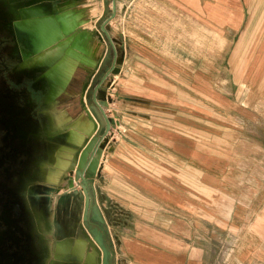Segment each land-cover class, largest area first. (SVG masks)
I'll list each match as a JSON object with an SVG mask.
<instances>
[{
	"label": "crops",
	"instance_id": "obj_1",
	"mask_svg": "<svg viewBox=\"0 0 264 264\" xmlns=\"http://www.w3.org/2000/svg\"><path fill=\"white\" fill-rule=\"evenodd\" d=\"M33 14L55 17L50 28L61 30L55 40L37 48L39 54L59 45L56 58L39 62L47 68L41 76L50 83L45 107L55 89L49 72L57 62L66 61L70 49L75 51L55 93V105L72 117L53 131L67 130L63 140L68 141L57 143L52 159L61 167L62 160L76 148H83L80 163L88 153L83 166V190L88 192L84 203L96 211L90 223L98 222L108 264H117L116 260L119 264H264V229L255 232L259 249L212 250L219 244L220 233L228 241L240 226L231 213L234 198L231 203L229 198L222 199L226 214L217 207L220 194L234 192L223 185L234 176L230 165L235 158L248 163L249 170L258 167V177L264 179V112L250 111L249 104L241 126L235 121L232 126H206L211 143L220 144L217 152L203 144V131L197 127L203 124L197 120H203L204 114L219 113L207 112L201 105L189 107L195 116L189 124L195 125L191 130L184 117L178 122L165 118L172 111L187 114V84L197 89L203 77L196 69L188 77V67L201 63L196 54L188 60L186 52L197 49L202 35H217L219 21L228 27L242 23L243 32L249 29L243 47L251 50L258 45L257 58L250 65L264 72V0H37ZM106 65L111 71L101 74ZM107 77H111L110 82ZM260 83L264 84V78ZM156 102L163 106L152 105ZM101 110L112 120L106 133ZM81 115L92 126L95 122L99 125L91 136L93 127L85 131L73 123ZM110 130L118 137L108 142ZM241 134L243 155H237L235 138ZM98 139L103 147L97 156ZM53 168L45 170V178L56 181L58 169ZM187 178L194 179L195 189L205 190L211 200L200 197V201L188 202ZM250 206L251 199L243 205L242 223ZM112 240L118 251L115 257Z\"/></svg>",
	"mask_w": 264,
	"mask_h": 264
},
{
	"label": "rangeland",
	"instance_id": "obj_2",
	"mask_svg": "<svg viewBox=\"0 0 264 264\" xmlns=\"http://www.w3.org/2000/svg\"><path fill=\"white\" fill-rule=\"evenodd\" d=\"M35 1L37 0H9L14 22L17 23L18 34L21 36L25 45L28 46V53L31 52V54L26 55L21 66L26 69L41 70L39 71V75L41 76L46 72L47 68L41 66L39 62L56 58V51L59 45L39 54H36L39 50L37 48H42L43 45L55 40L61 34V30L59 27L55 29L50 28L51 23L56 22L55 17H41L33 14ZM107 21L109 25V19ZM219 23L217 35H202V42L197 43V49L186 52L188 60L190 59V55L196 54L199 63H201V66L195 68L188 67V77L192 73L194 74V69L201 72L203 77V82L197 84V89L194 88V84L189 82L187 84L188 97L185 101L188 106L187 114L182 116L173 114L174 111H172L170 116L165 115V118L170 117L171 121L176 122L180 120V117L181 120L182 117L186 118L184 121L188 124V130H191L192 126H195L189 125L193 124L195 120L192 109L189 107H200L201 105L202 107L200 108H203L207 112H217L224 116L222 117L214 113L213 115L204 114L201 116L203 120H197L203 124L202 127L197 126L199 130L201 129L203 131V137L200 136V138H203V144L208 147L211 146L210 148L214 149L215 152L218 151L220 144L211 143L210 128L206 126H209L211 123H228L232 126L234 125V121L235 123H240L241 126V123H243V113L249 108V104L252 109L250 111H255L256 113L264 112V84L260 83V80L264 78V72H262V69L258 72L259 69L257 67L250 65L257 58L258 45L256 47L253 46L251 50H246L243 47L249 37L247 33L249 29L243 32V26L241 27L242 23L239 27L238 25L236 27H228L227 25H221L222 22L220 21ZM109 36L112 39L114 38L113 35ZM73 55H75V51L70 49L66 56V61L57 62L49 72L54 79V96L49 98V104L43 109V112L48 116L52 130L64 125L72 117L69 114H65L55 105V93L61 88L60 81L66 77L65 73L70 69ZM107 65L101 74H104L106 71H108V74L111 71V68L109 69ZM112 73L114 74L115 71ZM252 75H257V77L254 79ZM107 78V81L110 82L111 77ZM210 80L212 83H210ZM190 86H193L194 89H191ZM175 93L177 96V92ZM194 101L199 102V104L197 103V105ZM259 102L262 104H259ZM152 105L156 107L163 106L159 102L153 103ZM73 123L85 131L93 127L92 122L83 115L77 117ZM235 126L237 125L235 124ZM225 128L227 130L228 127L226 126ZM238 128L240 127H236V129ZM202 131H199V134H202ZM66 132L67 130L58 133L60 139L63 140ZM221 133L227 135L228 131L227 133L221 131ZM221 133L219 137H221ZM188 134L194 135V133L189 131ZM103 136L106 135L103 134ZM117 137L118 134L113 130H110L107 134L108 142L115 140ZM100 142L102 140L98 139V146ZM48 143L50 152L46 161L47 167L43 168L40 166L33 181L32 191H30L31 200L36 206L38 221L41 226L40 235H42L44 242L45 255L43 264H108L110 260L109 254L106 249L104 236L102 234L100 236L98 225H96L98 222L93 221L94 223H90L92 221L91 217L96 214V211L94 207L91 208L88 204L85 205L84 203V198H86L85 196L88 192H84L83 190V182L80 178L79 171L84 166L88 158V153L83 163L78 162L80 158L79 154L83 150L80 146L67 155V158L62 160L63 166L58 167L53 162L52 154L59 146V142L48 140ZM243 144V136L241 134L239 138H235V154L243 155ZM101 145L95 148L96 151L94 153L96 155ZM236 158L235 163L230 165V170L234 176L233 178H228V183L223 185L229 191L234 190V192L233 194H229V196L220 194L217 200V207L220 208L221 212L226 214V211H223L222 206L224 205L221 201L223 198H229L228 201L231 203V200L234 198L236 202L231 213L236 225L239 224L240 226L236 230L234 238H229L228 241L224 233L219 234L220 241L218 246H212V250H217L219 253L227 250L230 251L232 248L238 251L259 249L258 234L255 232L261 233L264 229L262 226L264 225V179L261 180L258 177V167L249 170L248 163L242 162L240 157L239 159ZM66 160L67 162H65ZM53 166V169H58V179L56 181L45 178V170ZM83 175L85 177L86 174L83 173ZM69 179L74 180L76 192L71 188H67ZM186 185L188 202L200 201V197H202V201L211 200L205 190L202 191V194L201 190L195 189L196 184L194 179L187 178ZM253 188H257L258 190L253 191ZM254 192L256 193L254 194ZM250 199V210L247 208L245 212L246 220L242 223L243 205L249 203ZM68 217L71 218L70 220L73 226L70 230L71 236H65L63 233L68 230ZM83 231L98 246L100 250V262L96 260L98 252L85 238ZM112 244L110 245L113 251L112 255L113 257L118 256V251H116L117 246H115L116 243L113 240ZM224 258L222 261L225 262L226 260ZM116 262L119 264L120 260H116Z\"/></svg>",
	"mask_w": 264,
	"mask_h": 264
},
{
	"label": "flooded vegetation",
	"instance_id": "obj_3",
	"mask_svg": "<svg viewBox=\"0 0 264 264\" xmlns=\"http://www.w3.org/2000/svg\"><path fill=\"white\" fill-rule=\"evenodd\" d=\"M11 9L9 0H0V264H43L44 242L28 178L37 171L39 142L50 137L33 122L47 120L41 110L49 93L39 86L38 70L21 66L31 52ZM70 219L65 236H71Z\"/></svg>",
	"mask_w": 264,
	"mask_h": 264
},
{
	"label": "water",
	"instance_id": "obj_4",
	"mask_svg": "<svg viewBox=\"0 0 264 264\" xmlns=\"http://www.w3.org/2000/svg\"><path fill=\"white\" fill-rule=\"evenodd\" d=\"M38 71H41V70H38ZM39 86L45 93L46 92L49 93V91H50V83H48L46 77L41 76V79L39 81ZM34 88H36V87L34 86ZM46 95L43 98V104H42V110L41 111H43V109L45 108L44 106H46V104H47ZM101 99L104 100L105 96H101ZM101 111H102V114H103V116L105 118V129H104V131L106 132V131H108L109 127L111 126L112 120H111V118L107 117L106 113L103 110H101ZM43 114H44V112H43ZM46 117H47L46 121L45 120H41V121L40 120H37V121L34 120L33 121L34 122V127L36 126L39 129V131L43 130L44 134H46V136H50V137L47 140L46 139L44 140L42 138L41 142H39V146H38L39 147V157L37 159L38 161H37V164H36L37 165V171H36V173H34V171L31 173L32 175L28 178V182L29 183H30V181H34V179L36 177V174H37L38 170L40 169V166H42V164L46 163V161H47L48 154L50 152L48 140H51V141H54V142H60L61 141L59 134H57V132H55V131H53L51 129L50 120H49L48 116H46ZM46 122H47V125L49 126V128L45 127V123ZM28 127H29V124H28ZM97 128H99V125H97V123L95 122L94 125H93L92 131L89 132V136H91L94 132H96ZM27 132L29 134L30 130L28 129ZM62 141L64 142V141H68V140L64 139ZM83 173H84V168L82 167L81 170L79 171V175H80V178L82 179V182H85V178H84ZM67 186H69V188H71L72 190H76L75 186H74V181L72 179H69ZM98 229H99V233H100V236H101L102 232H101L99 227H98ZM83 235L92 244L93 248H95V250L98 252V256L96 257V260H97V262H100V260H101L100 256H99L100 250H99L98 246L94 243V241H92L89 238V236L87 235V233L85 231H83Z\"/></svg>",
	"mask_w": 264,
	"mask_h": 264
},
{
	"label": "built area",
	"instance_id": "obj_5",
	"mask_svg": "<svg viewBox=\"0 0 264 264\" xmlns=\"http://www.w3.org/2000/svg\"><path fill=\"white\" fill-rule=\"evenodd\" d=\"M113 80V79H112ZM113 83V82H112ZM109 87H110V90H111V85H108V89H109Z\"/></svg>",
	"mask_w": 264,
	"mask_h": 264
}]
</instances>
